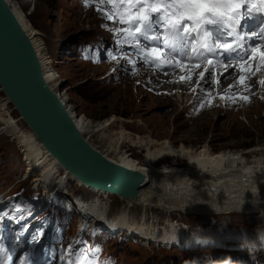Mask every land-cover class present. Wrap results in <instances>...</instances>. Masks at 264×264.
<instances>
[{
    "label": "rangeland",
    "instance_id": "1",
    "mask_svg": "<svg viewBox=\"0 0 264 264\" xmlns=\"http://www.w3.org/2000/svg\"><path fill=\"white\" fill-rule=\"evenodd\" d=\"M9 2L15 3L26 20L43 35L46 54L51 60L56 75L58 91L55 93L61 97L72 114L84 115L95 123L114 116L118 118L115 130L124 127L134 135L150 136L158 140L167 139L174 146L183 143L186 146L198 147L209 142L214 148L213 152L248 149L264 139V99L256 91L252 93L250 99L259 104L261 111L257 114V118H253L254 121L246 120L237 96L233 100L236 106L234 110L241 111L238 121H226L227 115L219 110L212 113L211 120H208L207 112H204L205 115L200 118V113L203 112L200 108L202 104L208 103V99L205 97L200 100L202 99L200 97L199 101L190 104L189 102L196 98L195 92L190 93V87L182 95V98H185L187 93L186 99L190 100L187 105H184L185 102L183 103L182 100L175 103L177 100L175 86L169 97L162 94L165 93L164 91L161 94H154L146 89L143 92L144 97L141 98V91L134 89L137 82L129 81L130 73L132 70L151 68L146 65L134 67L128 60L125 63L128 64L129 71L125 75L126 81L122 80L124 74L120 73V67L125 71L128 67L123 64L117 67L110 61L115 56L114 51L117 49L115 44L120 43L124 36L120 28L105 19L99 0H9ZM95 47L100 49L98 53L101 54L97 62L92 61V54L87 58L83 54L88 48ZM120 50L121 55H124L123 48ZM175 71L177 70L159 74L163 76ZM214 78L215 73H211L208 84L212 87ZM216 85L218 83L213 87L215 90L213 101L219 103ZM251 86L253 87L254 84ZM2 97L4 94L0 92V105L6 103L8 106L7 117L13 126L28 134L30 129L19 118L11 103L7 102V98ZM225 97L226 95H223V99ZM251 108L254 109L255 106ZM199 110L200 112L197 113ZM2 116L0 111V122ZM84 136L89 144L116 159L115 153L103 148V144L95 138ZM123 143L121 149L130 157L142 162L146 160L143 147ZM22 158L20 149L16 147L11 137L5 134L4 125L0 123V205L10 206L14 202L21 205L27 210L26 221L45 216L46 219L57 222L64 237L59 245L77 238L80 242L89 240V245L98 255V264H167L172 258H175L178 264H264L263 246L260 247L261 249L248 250L241 247V244L231 241L219 243V240L210 238L213 237L212 235L206 236L208 238L206 243L191 247H183L178 243L167 246H145L135 239L121 238L118 234H110L104 229H98L92 235H87L86 227L84 230L78 227L82 218L80 211L74 206V201H81V204L88 203L94 195L92 191L78 185L70 176L71 179L65 180L68 189L61 192L53 191L52 193L58 192L57 195L44 197L42 190L33 189L29 178L24 176L26 166ZM46 161L50 162L48 158ZM162 161L179 162L175 157H165ZM66 173L59 166L55 175L66 177ZM107 203L111 210L108 215L110 218L120 210V204L113 195H109ZM131 216L138 222L143 217L138 210L133 211ZM156 218L159 222L169 220L182 228L187 227L189 238L197 237L204 229L210 228L217 229L213 235L237 229L258 228L264 231V218L257 216L231 214L196 217L173 212L167 219L160 212Z\"/></svg>",
    "mask_w": 264,
    "mask_h": 264
},
{
    "label": "bare ground",
    "instance_id": "2",
    "mask_svg": "<svg viewBox=\"0 0 264 264\" xmlns=\"http://www.w3.org/2000/svg\"><path fill=\"white\" fill-rule=\"evenodd\" d=\"M6 2L30 37L46 83L53 92H57L56 75L51 60L46 54L43 35L33 28L15 3L12 4L9 0ZM250 34L252 35L253 32ZM115 45L117 49H115V56L110 63L117 67H120L121 64L128 67L126 71L120 67V73L124 74L122 80L125 82V75L129 71V66L125 62L128 59H132L134 66L141 67L144 64L142 60L135 59L134 56L128 58L126 53L121 55L122 44L117 42ZM261 53H264V45L256 48L254 54L250 55L249 61L241 64H224L217 69L214 66H182L177 71L163 76H160V72L155 69L132 70L129 81L137 82L134 89L141 91V98L144 97L143 92L146 89L154 94H161L164 91L165 93L162 94L169 97L175 86L177 88L175 96L178 100L175 103L182 100L183 103L185 102L184 105H187L190 100L186 99L187 93L185 98H182V95L190 87V93L192 91L196 93V98L192 99L190 104L199 101L200 97L202 98L200 100L205 97L208 99V103L202 104L200 108L203 109L200 118L205 115L204 112H207L208 120L212 119V113L219 110L227 115L226 121H238L241 111L234 110L236 106L233 100L237 96L243 107L246 120L254 121L253 118L259 114L261 107L252 101L250 96L256 91L264 99V59L261 58ZM201 73H204L205 76L215 73L213 87L218 83L216 86H218L219 103L213 101L215 90L208 82H204ZM234 91L235 93H233ZM223 95H226L225 99H223ZM59 98L61 99L60 96ZM61 101L64 103L62 99ZM64 105L66 106L65 103ZM251 106H255V108L252 109ZM0 111L3 115L0 123L4 125L5 134L11 137L23 155L22 161L26 166L24 176L29 178L30 186L33 189L40 188L43 196L48 198L68 189L65 180L71 179L70 175L68 173H66V177L55 175L59 165L49 157L32 131L24 134L18 127L13 126L7 117L9 114L6 103L0 105ZM199 112L200 110L197 113ZM69 114L83 136L88 135L90 138H95L103 144V148L114 152L116 159L107 156L90 144L94 149L109 161L139 172L145 177V181L140 186H133L122 196H116L120 210L110 218L108 215L111 210L107 203L109 195L87 188L76 181L78 185L90 189L94 194L88 203L81 204V201H74V206L80 211L82 218L78 227L83 230L86 227L85 234L92 235L98 229H104L110 234H118L121 238L135 239L141 244L151 247L177 243L183 247L199 246L206 243L208 240L206 236L212 235L213 237L210 238L219 240V243L231 241L241 244V247L248 250L264 247V231L258 228L225 231L219 235H213L217 229L210 228L204 229L197 237L189 238L186 232L187 227L183 226L182 228L169 220L159 222L156 218L160 212L167 219L173 212L196 217L240 214L264 218V139L248 149L213 152L214 148L209 145V142L198 147L186 146L183 143L174 146L167 139L158 140L150 136L134 135L124 127L115 130L118 118L114 116L95 123L84 115H74L71 112ZM84 138L89 143L85 136ZM123 142L143 147L146 160L142 162L130 157L121 149ZM165 157H175L179 162L165 163L162 161ZM46 158L50 160L49 163ZM53 191L58 192L52 193ZM68 193H70L69 190ZM65 200L67 199L65 198ZM60 202L63 204L61 200ZM131 209L141 212L143 217L139 222L131 216L133 212Z\"/></svg>",
    "mask_w": 264,
    "mask_h": 264
},
{
    "label": "water",
    "instance_id": "3",
    "mask_svg": "<svg viewBox=\"0 0 264 264\" xmlns=\"http://www.w3.org/2000/svg\"><path fill=\"white\" fill-rule=\"evenodd\" d=\"M0 88L49 157L74 180L113 196L145 181L143 174L109 161L85 140L46 83L30 37L6 0H0Z\"/></svg>",
    "mask_w": 264,
    "mask_h": 264
},
{
    "label": "snow or ice",
    "instance_id": "4",
    "mask_svg": "<svg viewBox=\"0 0 264 264\" xmlns=\"http://www.w3.org/2000/svg\"><path fill=\"white\" fill-rule=\"evenodd\" d=\"M128 3H133V2H141V0H127ZM157 2H162V0H157ZM175 2L177 3H183V4H187L192 6V11L189 15L185 16V20L187 19H191V18H199L204 16L205 14L208 13H215L218 16H222L225 12L227 11H235L236 5H240V4H244L247 2H252V0H175ZM261 3H264V0H260ZM218 6H228L226 8H221ZM157 23L159 22V18L157 17ZM209 23L211 25H217L218 26V31L220 29H222L223 24L221 21L218 20H211L209 21ZM152 24L151 22H148L146 24L147 28H151ZM187 28V24H184L183 27H181L179 24H175V26L170 30V38L171 39H175L178 35H180L184 29ZM136 31L140 30V25L137 24ZM262 32H264V29H261ZM141 35L143 36L144 40H149V36L147 35V33H141ZM208 35H212L211 32L208 33ZM151 39L153 40H158L159 37L158 36H152ZM242 39V37H241ZM221 45L219 44V42H217L216 47H220ZM258 46V45H257ZM164 47H168V48H172V45L170 43H167L164 45ZM223 48L225 49V55L227 57H229L228 63H231V57L233 56V54H235L239 61L242 62H246V58H251L250 55L247 52L241 53L238 51V49L240 48L239 45H237L236 48L231 47L229 44L225 43L223 44ZM214 49L209 48V51L212 52ZM148 51L150 53H152L154 56H156V58H158V54L161 51V48L159 47H150L148 49ZM261 58L264 59V53H261ZM211 63V61H209ZM227 66V65H225ZM243 70V69H242ZM201 77L203 78L204 82L207 83L209 78H210V74L209 76H205L204 73H201ZM183 79V78H182ZM247 99V98H245Z\"/></svg>",
    "mask_w": 264,
    "mask_h": 264
},
{
    "label": "trees",
    "instance_id": "5",
    "mask_svg": "<svg viewBox=\"0 0 264 264\" xmlns=\"http://www.w3.org/2000/svg\"><path fill=\"white\" fill-rule=\"evenodd\" d=\"M177 262V260L175 259V258H172L170 261H169V263H167V264H178V262Z\"/></svg>",
    "mask_w": 264,
    "mask_h": 264
},
{
    "label": "built area",
    "instance_id": "6",
    "mask_svg": "<svg viewBox=\"0 0 264 264\" xmlns=\"http://www.w3.org/2000/svg\"><path fill=\"white\" fill-rule=\"evenodd\" d=\"M0 92H2V91H1V88H0ZM2 93H3V92H2ZM2 98H5V95H4V97H2ZM7 102H9V101L7 100Z\"/></svg>",
    "mask_w": 264,
    "mask_h": 264
}]
</instances>
